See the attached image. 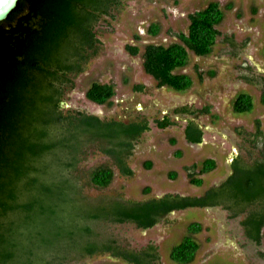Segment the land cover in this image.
I'll use <instances>...</instances> for the list:
<instances>
[{
  "label": "trees",
  "instance_id": "obj_1",
  "mask_svg": "<svg viewBox=\"0 0 264 264\" xmlns=\"http://www.w3.org/2000/svg\"><path fill=\"white\" fill-rule=\"evenodd\" d=\"M118 2L17 0L15 8L0 21V264H63L96 253H109L132 264H154L158 255L153 244L129 250L109 238L92 240L79 248L69 244L63 251L51 247V242L59 243L63 237L72 240L81 233L97 235L96 229H91L93 221L129 222L146 229L174 210L216 204L236 215L247 212L242 220L246 236L257 242L262 237L264 206L246 210L264 200V155L245 167L233 160L232 173L225 181L208 187L200 196L165 193L141 200L117 196L120 198L86 202V213L72 214L75 197L83 198L81 188H73L77 184L73 173L81 161L83 146L100 139L126 137L128 142L117 154L111 149L102 151L115 160L121 172L131 174L122 155H128L132 141L148 129L145 120L106 121L94 114L64 112L62 108L64 94L73 86L72 77L83 70L89 52L95 51L99 42L95 32L98 21ZM225 8H232L231 3ZM224 14L218 1L208 0L203 8L187 14V31L174 33L177 41L144 45L142 67L157 87L179 92L191 87V77L176 70L187 65L189 51L197 56L212 53ZM147 31L156 35L160 26L151 23ZM125 48L132 55L140 51L135 45ZM143 88L133 85L137 91ZM114 94L113 83L98 81H92L85 91L86 98L97 104L109 105ZM260 100L264 103V93ZM252 108L249 93L236 94L232 102L235 113ZM181 109L189 112L185 106ZM209 110V106H203L196 112ZM154 122L160 128L171 124L166 117ZM255 128L257 136H262L259 121ZM83 135L84 141L80 139ZM185 135L187 140L199 142L202 131L191 123L185 127ZM145 166L151 165L147 162ZM215 167L213 158H205L199 165H185L184 170L190 184L201 185L199 175ZM113 176L109 165L100 164L90 171L88 179L91 185L105 188ZM201 230L199 222L188 223L187 232L171 246L169 258L179 264L191 263L200 247L194 235Z\"/></svg>",
  "mask_w": 264,
  "mask_h": 264
},
{
  "label": "rangeland",
  "instance_id": "obj_2",
  "mask_svg": "<svg viewBox=\"0 0 264 264\" xmlns=\"http://www.w3.org/2000/svg\"><path fill=\"white\" fill-rule=\"evenodd\" d=\"M216 1L225 14L217 26L220 34L212 53L197 56L189 51L187 65L176 70L192 79L191 87L184 92L157 87L153 77L143 70L141 53L147 43L167 45L177 41L174 33L187 31V14L203 8L208 0H119L98 21L95 32L99 42L95 51H88L89 59L83 70L72 77L73 86L64 94L63 111H82L106 121L145 120L148 131L132 141L128 155H122L131 174L121 172L115 160L102 151L106 148L117 154L128 142L126 137L100 139L83 146L81 161L73 173L77 177L73 188L79 186L84 199L75 197L72 214L86 213V202L98 203L117 196L141 200L167 192L201 195L208 187L223 182L231 173L233 160L245 167L263 157L264 103L260 98L264 93V0ZM228 3L232 8H225ZM151 23L160 26L156 35L147 31ZM128 44L137 46L139 53L130 54L125 48ZM92 81L114 84L115 94L109 105L86 98L85 91ZM136 84L143 85V90L133 89ZM239 92L252 96V110L233 111L232 102ZM182 105L210 107V113L196 117L204 131L201 143L192 145L184 140V123L179 120L183 115L174 110ZM163 114L174 121L166 129L158 128L154 122ZM256 121L262 136H257ZM85 137L80 139L84 141ZM208 157L215 159L216 168L202 175L201 185L190 184L184 166L200 164ZM146 162L151 166L146 167ZM100 164L109 165L114 172L105 188L91 185L88 179L90 171ZM263 206L264 200L257 201L246 211ZM94 208L99 210L97 206ZM246 214L236 215L226 206L216 204L174 210L146 229L129 222L93 221L91 229L93 232L96 229L97 235L81 233L72 240L63 237L59 243L51 242V247L65 251L69 244L79 248L92 240L111 238L129 250L153 244L158 255L154 264H179L169 258V250L187 232L188 223L196 221L202 225V230L194 235L200 247L188 264H264V227L260 241L248 238L242 225ZM63 264L132 263L109 253H96Z\"/></svg>",
  "mask_w": 264,
  "mask_h": 264
},
{
  "label": "crops",
  "instance_id": "obj_3",
  "mask_svg": "<svg viewBox=\"0 0 264 264\" xmlns=\"http://www.w3.org/2000/svg\"><path fill=\"white\" fill-rule=\"evenodd\" d=\"M182 73V72H181ZM154 79V78H153ZM164 87V86H163ZM189 89V88H188ZM175 91V90H174ZM186 91V90H185ZM177 92H179V91H177ZM180 92H184V91H180ZM186 107L187 108V110L189 111L188 113H186V112H182V107ZM196 109L197 108H194V107H191V106H188V105H182L179 109H174V110H176L175 112L176 113H179V114H181V115H183V118H181V119H179L180 120V122H183L184 124H183V136H184V140L186 141V143L187 144H192V145H195V144H198V143H201V141H202V138H203V134H204V131H203V129H202V127L196 122V117L198 116V115H201L200 113L198 114L197 112H196ZM174 116H176V115H174ZM168 118L169 120H170V122H171V124L170 125H172V124H174V121L173 120H171V118H169V115H166V114H163V116L161 117V118H159V119H162V118ZM157 120V119H156ZM191 123H193L195 126H197V128H199V129H201V131H202V136H201V140L199 141V142H191V141H189V140H187V138H186V135H185V127L187 126V125H189V124H191ZM156 125V124H155ZM169 125V126H170ZM157 126V125H156ZM158 127V126H157ZM168 126H166V127H164V128H160V127H158V128H160V129H166ZM145 131H148V129L147 130H145ZM144 131V132H145ZM143 133V132H142ZM172 141V143H174V140L172 139L171 140ZM208 158H210V157H208ZM215 160V159H214ZM147 163V162H146ZM149 163V162H148ZM189 165V164H188ZM199 165V164H198ZM216 168V167H215ZM214 168V169H215ZM213 169V170H214ZM213 170H211V171H213ZM210 172V171H209ZM206 173H208V172H206ZM231 173H232V169H231ZM231 173H229L227 176H226V178L231 174ZM205 173H203L202 175H204ZM202 175H199L200 177H202ZM225 178V179H226ZM203 179V178H202ZM225 179L223 180V182L225 181ZM222 182H220L218 185H220ZM218 185H212V186H218ZM205 192V191H204ZM168 193V192H167ZM165 194V193H164ZM181 195V194H180ZM202 195V194H201ZM182 196H185V195H182ZM186 196H190V195H186ZM193 196H200V195H193ZM205 207H207V206H205ZM188 208V207H187Z\"/></svg>",
  "mask_w": 264,
  "mask_h": 264
},
{
  "label": "water",
  "instance_id": "obj_4",
  "mask_svg": "<svg viewBox=\"0 0 264 264\" xmlns=\"http://www.w3.org/2000/svg\"><path fill=\"white\" fill-rule=\"evenodd\" d=\"M17 0H0V21L5 19L12 9L15 8Z\"/></svg>",
  "mask_w": 264,
  "mask_h": 264
}]
</instances>
